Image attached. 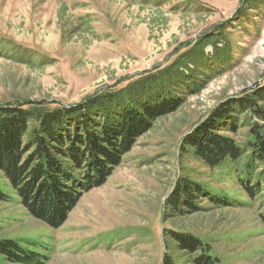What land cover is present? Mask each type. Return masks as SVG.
Listing matches in <instances>:
<instances>
[{
	"label": "rangeland",
	"instance_id": "obj_1",
	"mask_svg": "<svg viewBox=\"0 0 264 264\" xmlns=\"http://www.w3.org/2000/svg\"><path fill=\"white\" fill-rule=\"evenodd\" d=\"M250 7L248 0H0V105L78 106L218 34L205 48L214 70L199 75L203 90L139 137L62 225L20 204L0 171L12 197L0 202V240L42 254L44 264H162L166 253L188 264L192 255L171 240L173 230L200 238L221 264H264V164H252L251 188L261 187L249 193L235 166L211 169L183 150L216 106L264 83V3ZM227 135L243 147L254 139L246 127ZM181 178L225 203L201 195L187 215L173 216L167 200Z\"/></svg>",
	"mask_w": 264,
	"mask_h": 264
},
{
	"label": "trees",
	"instance_id": "obj_2",
	"mask_svg": "<svg viewBox=\"0 0 264 264\" xmlns=\"http://www.w3.org/2000/svg\"><path fill=\"white\" fill-rule=\"evenodd\" d=\"M248 2L253 9L264 0ZM216 35L199 38L166 67L128 87L96 95L78 106L52 108L41 101L0 105V171L18 202L56 220L57 227L62 225L81 194L104 183L139 137L159 119L177 112L186 95L203 90L206 79L199 75L214 70L205 48ZM263 122L264 83L216 106L185 138L183 150L211 169L235 166L240 185L251 193L261 187L255 182L251 188V182L252 164H264ZM242 127L254 137L246 147L227 135H236ZM201 195L215 204L225 203L204 185L181 178L167 208L173 216L183 217ZM11 199L0 186V202ZM167 232L180 251L192 255L188 264H221L200 238ZM45 260L16 241L0 240V264H44ZM162 264L181 263L166 253Z\"/></svg>",
	"mask_w": 264,
	"mask_h": 264
}]
</instances>
